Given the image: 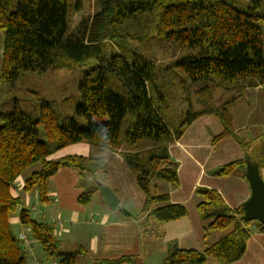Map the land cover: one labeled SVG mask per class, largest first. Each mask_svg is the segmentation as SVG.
<instances>
[{"label":"trees","instance_id":"16d2710c","mask_svg":"<svg viewBox=\"0 0 264 264\" xmlns=\"http://www.w3.org/2000/svg\"><path fill=\"white\" fill-rule=\"evenodd\" d=\"M95 3L96 10L85 17L80 0L76 1L74 29L69 31L66 0H0V30L4 34L0 83L14 84L20 72H44L90 59L95 61L78 84L80 102L74 113L84 119V128L74 118L59 122L51 108L36 119L18 109L0 112V264H28L16 236L17 228L10 220L21 205L20 197L13 193V185L27 168L39 165L25 179L21 191L35 190L41 205L48 202L49 180L61 167L78 171L80 205H88L99 191L97 175L106 172L103 158L77 154L56 158L57 152L67 146L86 141L117 150L143 140L149 142L139 150L118 151L123 153L122 161L144 196L140 214L145 216L138 222L141 241H146L149 231L159 239L155 228L187 214L186 207L172 203L168 193H156L152 180L158 176L173 187L178 185V163L170 159L167 145L178 140L198 117L216 116L223 130L213 138V143L232 137L259 168L264 167V147L260 145L264 135L243 140L234 131L229 101L216 106L209 101L211 87L194 88L199 82L215 79L238 88L240 93L246 87L264 86L261 0H249L245 9L224 0H95ZM150 37L159 41H151L155 45L169 40L185 52L170 67L184 73L186 79L165 78L164 74L159 79L153 47L148 45L149 55L145 56L136 52L139 45L132 47L133 41L127 40H136L142 46V41ZM174 91H179L177 99ZM178 101L184 108L175 114L170 110ZM127 116L129 125L121 139V124ZM38 124L42 125L46 142L38 138ZM96 126L110 128L107 133L110 142L103 139L105 132L96 130ZM255 140L259 142L254 144ZM244 170L243 159L222 165L214 175L241 173L245 177ZM195 192L202 198L197 211L203 223L205 247L199 252L172 246L160 264H204L210 259L213 264H231L239 260L246 249L250 225L261 231L264 227L256 221H242L241 206L230 209L215 190L198 186ZM121 213L127 219H137L124 209ZM17 220L18 225L29 229L30 237L46 257L54 255L59 246L48 221L33 219L27 209L18 211ZM141 251L146 254L144 244ZM81 256L87 257L82 246L60 250L56 264H75ZM132 263L129 255L92 261V264Z\"/></svg>","mask_w":264,"mask_h":264},{"label":"crops","instance_id":"0c3cea01","mask_svg":"<svg viewBox=\"0 0 264 264\" xmlns=\"http://www.w3.org/2000/svg\"><path fill=\"white\" fill-rule=\"evenodd\" d=\"M242 93L245 97L244 116L235 120L232 115V125L243 140L251 141L264 135V86L246 87ZM222 130L216 116H200L178 140L167 145L170 159L178 163L176 173L179 183L173 187L169 182L158 178L160 186L155 185L158 190L156 193H168L172 203H181L186 207L187 214L155 228L159 239L154 237V233L148 234L146 241H150L152 247L142 241L146 254L141 251L138 228V222L145 214H140V210H132L129 204L124 207L120 205L122 199H125L124 203H131L133 199L122 195L120 200L108 183H102L101 185H109L115 191L118 197L117 207L110 209L99 191L95 192L88 205H80L77 197L81 189L76 187L79 173L75 169L61 167L52 176L48 184L49 200L42 204L41 210L37 208L39 203L35 190L33 193H23L16 189L21 200L19 210L27 209L37 215L35 220L48 221L53 226V235L62 250L76 246L86 249L87 257H78L75 264H92L94 259L112 260L124 255L132 256V264H160L172 246L200 252L205 247L202 241L203 223L197 211V205L202 198L196 194L195 189L203 186L215 190L230 209L241 206L251 193L249 184L241 173L214 175V171L222 165L243 160L245 156L232 137H224L213 143V138ZM256 143L257 140L254 144ZM260 175L264 181V167L260 168ZM97 193L100 194L99 203L91 207ZM121 209L137 216V219L125 218ZM12 224L15 230L16 227L21 228L17 219H13ZM70 234L71 241L64 242L60 239L63 235ZM31 244L30 253L24 250L32 263L33 260H38L44 264H56V258L46 259L44 254L43 258L34 256L37 242L32 239ZM149 250L158 252L147 256ZM44 258L47 262H44ZM208 261V264L214 263L211 259ZM231 264H264V231L251 224L245 252L239 260Z\"/></svg>","mask_w":264,"mask_h":264},{"label":"rangeland","instance_id":"374dc122","mask_svg":"<svg viewBox=\"0 0 264 264\" xmlns=\"http://www.w3.org/2000/svg\"><path fill=\"white\" fill-rule=\"evenodd\" d=\"M76 1L77 0H66L67 28L69 31L74 29V25H72V22L75 20V17L73 15V8L76 4ZM224 1L233 4L239 9H245L249 2V0ZM80 4L84 10L85 17H87L94 10H96L95 0H80ZM261 7L264 10V0H261ZM260 25L262 27V24ZM262 28L264 31V27ZM3 36L4 34L2 30H0V61L2 53ZM127 40L133 41L131 42L132 47L139 45V47L136 48V52H140L145 56L149 55L147 51L148 45H151V47H153V49H151V52L153 51L152 54H154L156 57L154 62L159 79L164 78L162 74H164L165 78L169 77L170 79L176 80L186 79L184 73L180 72L176 68L170 67L177 61L178 58L185 54V52L181 50V48L172 41L164 40L162 44L155 45L151 41H154L156 43L159 41L153 40L150 37L142 41L141 46L140 42L136 40ZM153 45L157 47H154ZM94 65L95 61L93 59H90L86 62H83L82 64H71L67 67L49 69L44 72H20L14 84L9 85L0 83V112L7 113L13 111L14 109H18L21 112L29 114L36 119L40 117L42 111L49 110V108H51L57 116L59 122H62L63 120L68 118H74L77 125L81 128H84L86 126L84 119L75 115L74 109L76 105L80 102V94L78 91L79 81L83 74ZM204 86L211 87L209 101L213 102L216 106H222L224 102L229 101V111L231 112V115H233L234 119L239 120L242 116H244L245 97L243 96V93L239 92L238 88L236 89L231 85L226 83L224 84L220 80L216 79L212 82H199L196 86L194 85V88L198 89ZM175 90L180 89L177 88ZM244 90L241 91L243 92ZM260 90L262 91V89ZM178 92L179 91L173 92V94L176 95V99L178 98ZM182 108L184 107L180 106L178 101L173 107L171 106L170 111H173L175 114H177L178 111H180ZM129 121V116L125 117V119L122 121L119 133L121 139L123 138L124 133L127 130ZM37 127L39 130V140L42 142H46L47 139L43 132L42 125L38 124ZM234 131L238 134V136H240L238 131ZM257 142L259 141L257 140ZM148 144V141L143 140L132 147L121 146L120 149L122 151H134L142 149ZM260 145L264 147V139H261ZM120 149L114 150V148L109 146H103L97 143L84 141L61 149L57 152L55 157L57 158L65 155L77 154L83 156L103 158V170H105L106 172L104 174L103 172H100V174L97 175V186L98 184L108 183L111 188L116 191L120 200L122 195H127L126 198L133 199V201H130L131 203H124L125 199H122L120 202L121 206L124 207V205L129 204L132 210H141L144 196L141 190L138 188L132 173L125 167L122 161L123 153L118 152ZM38 168L39 165L35 164L27 168L25 172H23V174L17 179V181L13 185L14 194L18 195V191L16 189L18 188L19 191H21L25 179L30 176V173L33 170H37ZM152 185L160 186V184L158 183V176H156L152 180ZM33 191L34 190H32L31 193H33ZM157 191L158 190L155 189V192ZM99 195L100 194L97 193V196H95L91 207H95V203H99ZM37 208L41 210L42 205L38 204ZM18 211L19 209L11 214L10 220L17 219ZM31 217L33 219L38 218L37 215H33V212H31ZM151 233L152 231H149V234ZM71 238L72 234L63 235L62 237H60V239L64 242L71 241ZM146 243L147 245H149L150 248L152 247L150 241H146ZM34 250V256L38 258H43V251L41 250L40 245L35 244ZM60 250H62L61 246L57 249L53 256H44L46 259L56 258L57 252ZM156 252H158V250H149L147 256H152L151 254H155ZM45 258L43 260L44 262H47ZM27 262L28 264H34L31 262V258L29 256L27 257ZM208 263L209 261L205 264Z\"/></svg>","mask_w":264,"mask_h":264},{"label":"water","instance_id":"95a60500","mask_svg":"<svg viewBox=\"0 0 264 264\" xmlns=\"http://www.w3.org/2000/svg\"><path fill=\"white\" fill-rule=\"evenodd\" d=\"M245 178L250 187L249 198L241 204L242 221H257L264 227V181L260 175V168L256 161L248 154L244 156ZM98 190L110 209H115L118 197L108 186L98 184Z\"/></svg>","mask_w":264,"mask_h":264},{"label":"built area","instance_id":"2783aa9c","mask_svg":"<svg viewBox=\"0 0 264 264\" xmlns=\"http://www.w3.org/2000/svg\"><path fill=\"white\" fill-rule=\"evenodd\" d=\"M28 230V229H27ZM27 230L23 229L22 227L17 229V232H16V236H17V239L20 243V245L28 252L30 253L31 252V243H32V239L31 237L29 236V231L27 232ZM35 264H44L43 262L41 261H38V260H33Z\"/></svg>","mask_w":264,"mask_h":264},{"label":"clouds","instance_id":"9594fccd","mask_svg":"<svg viewBox=\"0 0 264 264\" xmlns=\"http://www.w3.org/2000/svg\"><path fill=\"white\" fill-rule=\"evenodd\" d=\"M95 129H96V130H100V131L105 132V135H104L103 139H104L105 141H109V142L111 141V137H110L109 135H107V133H109V132L111 131L110 128H108V127L96 126ZM97 138L99 139V137H97Z\"/></svg>","mask_w":264,"mask_h":264}]
</instances>
